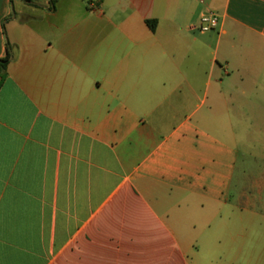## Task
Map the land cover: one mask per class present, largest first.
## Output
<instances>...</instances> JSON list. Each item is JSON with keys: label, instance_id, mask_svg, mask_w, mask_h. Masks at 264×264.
Returning <instances> with one entry per match:
<instances>
[{"label": "crops", "instance_id": "1", "mask_svg": "<svg viewBox=\"0 0 264 264\" xmlns=\"http://www.w3.org/2000/svg\"><path fill=\"white\" fill-rule=\"evenodd\" d=\"M8 46L0 264H264V0H0Z\"/></svg>", "mask_w": 264, "mask_h": 264}, {"label": "built area", "instance_id": "2", "mask_svg": "<svg viewBox=\"0 0 264 264\" xmlns=\"http://www.w3.org/2000/svg\"><path fill=\"white\" fill-rule=\"evenodd\" d=\"M94 7L93 4H91ZM219 24V16L216 12L209 10L202 15L200 19V29L202 31H208L214 29Z\"/></svg>", "mask_w": 264, "mask_h": 264}, {"label": "rangeland", "instance_id": "3", "mask_svg": "<svg viewBox=\"0 0 264 264\" xmlns=\"http://www.w3.org/2000/svg\"><path fill=\"white\" fill-rule=\"evenodd\" d=\"M260 153H264V152L261 151ZM248 163H249L248 173L251 175L253 180L264 176V160L262 159L255 160L254 158L250 157Z\"/></svg>", "mask_w": 264, "mask_h": 264}, {"label": "trees", "instance_id": "4", "mask_svg": "<svg viewBox=\"0 0 264 264\" xmlns=\"http://www.w3.org/2000/svg\"><path fill=\"white\" fill-rule=\"evenodd\" d=\"M151 28L152 29L155 28L154 24H151ZM11 57H12L11 48H10V46H8L6 56L0 59V82L5 76L6 66H7L8 62L10 61Z\"/></svg>", "mask_w": 264, "mask_h": 264}]
</instances>
